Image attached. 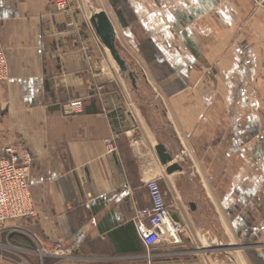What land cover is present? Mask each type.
<instances>
[{
  "label": "crops",
  "instance_id": "crops-1",
  "mask_svg": "<svg viewBox=\"0 0 264 264\" xmlns=\"http://www.w3.org/2000/svg\"><path fill=\"white\" fill-rule=\"evenodd\" d=\"M138 1L110 0L128 37L138 28L126 24L133 16L164 50L174 71L165 75L163 94L143 90L147 75L131 89L82 4L57 13L53 0H0L8 59V78L0 82V157L9 146L31 152L35 210L0 226V264H250L246 248L222 249L221 231L240 233L253 214V170L246 167L253 146L246 140L244 156L236 153L234 123L238 112L252 113L239 108L236 82L248 77L237 66L254 59L247 45L228 44L230 28L220 20L237 12L222 13L220 0H205L211 9L171 0L159 14L156 4ZM76 98L84 100L83 111L65 116L62 104ZM159 144L181 172L167 173ZM154 178L182 229L178 244L147 248L135 219L152 205L147 183Z\"/></svg>",
  "mask_w": 264,
  "mask_h": 264
},
{
  "label": "rangeland",
  "instance_id": "rangeland-1",
  "mask_svg": "<svg viewBox=\"0 0 264 264\" xmlns=\"http://www.w3.org/2000/svg\"><path fill=\"white\" fill-rule=\"evenodd\" d=\"M167 1L168 0H139L138 3L141 2L149 6L152 2V4H156V10L159 11L160 14V12H164L166 5L170 7L171 0ZM220 1L222 13L227 14L230 10H236L235 12H237V16L230 17L224 15L220 19L222 21V26L225 22L228 28H230V32L226 33L228 44L231 42L233 45L237 43L236 46H239L241 43L242 45H247L249 47L248 55L250 58L254 59L251 65L245 67L244 64H241L237 66V71L248 74V77H244L242 80L236 82V89L238 91L237 104L239 108L244 109L243 106H247L246 109L248 110V108H251L252 113L246 114L243 110L238 112L234 123V135L237 139L236 153L244 154V142L246 140L253 146L252 163H250V167L246 166L253 170V214L250 218L252 219V223L247 221L248 225L246 228H244V225L238 226L240 229L238 231L242 233L237 232V234H233L231 231L233 235L222 229L221 231L226 237V240L222 242V249L233 251L239 248H246L248 252L247 259L250 264H264V240L260 239L261 231H263L264 237V223H261V219H264V16L259 15L260 11H264V0ZM72 2H74L72 3L73 5L82 4L87 15H89L90 11L92 13V4L94 7L107 9L117 29V46L122 57L127 61L130 70L134 71L138 77L139 75L141 77L144 75L148 76L150 84L143 86V90H146V92L150 90L155 94L157 91L160 94L167 92L166 87L167 84H170V81L165 80V75L174 70L170 67L162 54L163 49L160 51L155 45V39L153 40L152 35L147 31L146 25L143 27L138 20H135L136 17H127L130 22L128 21L127 23L125 21L126 24L138 27L137 30L130 33L131 36L128 37V34L126 35L123 31V25L119 21L118 14L116 13L117 11L115 10L116 8L111 5L110 0H72ZM184 2L186 9H190V4L198 5L196 8L211 9L206 4H209V6L212 4V1L205 2V0H184ZM124 8L125 11L129 10V5ZM244 11H249L251 13L248 16H240L239 13ZM202 17L200 18V20H202L200 23L202 27L206 25L207 30H211V27H208L207 18ZM90 18H88V23L92 27ZM144 19L145 23L149 24L148 19L150 21L151 18ZM157 19L164 22V16L158 17ZM175 20L176 18H174V22ZM209 25L212 26L213 24L209 21ZM214 30L216 31L217 29L215 28ZM179 35V33H173L174 37H178ZM217 36L219 35L217 34L216 37ZM226 51L228 50L224 52ZM242 52H244V49H237L238 54ZM109 56L111 58L110 53ZM112 61L120 71L113 59ZM126 79L128 85L132 89L133 85L131 80L127 77ZM227 83L228 82H226V84ZM157 103L159 104V100H157ZM249 115H251V119L248 118ZM235 167L237 169H244L245 166L243 162L238 161ZM244 229L247 230L246 238L241 236L243 235ZM229 236L235 240L230 241L228 238ZM239 258L242 257L239 256L238 259ZM235 263L239 264L238 260H236Z\"/></svg>",
  "mask_w": 264,
  "mask_h": 264
},
{
  "label": "built area",
  "instance_id": "built-area-1",
  "mask_svg": "<svg viewBox=\"0 0 264 264\" xmlns=\"http://www.w3.org/2000/svg\"><path fill=\"white\" fill-rule=\"evenodd\" d=\"M71 4L72 0H53L57 13L70 12ZM7 78L8 59L0 38V82H5ZM83 108L84 100L81 98L69 100L61 107L63 114L68 117L80 114ZM32 162L33 156L25 146H9L0 157V226L34 215L29 182ZM147 188L152 205L139 210L135 219L140 238L147 248L165 241L178 244L182 227L172 217L160 179L149 180ZM169 225L173 227L172 230Z\"/></svg>",
  "mask_w": 264,
  "mask_h": 264
},
{
  "label": "water",
  "instance_id": "water-1",
  "mask_svg": "<svg viewBox=\"0 0 264 264\" xmlns=\"http://www.w3.org/2000/svg\"><path fill=\"white\" fill-rule=\"evenodd\" d=\"M90 21L97 37L101 41L102 45L109 51L112 59L117 64L120 71L123 74L128 75L127 77L131 80L133 88L138 89L139 77L134 71L130 70L127 61L122 57V54L118 49V35L116 28L107 12L102 8L94 7L92 4V15ZM156 151L163 165L170 164L167 168L168 174L181 172L183 170V167L179 162H173L174 157L167 152V149L163 144H159ZM173 218L177 223H181V220L176 213L173 214Z\"/></svg>",
  "mask_w": 264,
  "mask_h": 264
},
{
  "label": "bare ground",
  "instance_id": "bare-ground-1",
  "mask_svg": "<svg viewBox=\"0 0 264 264\" xmlns=\"http://www.w3.org/2000/svg\"><path fill=\"white\" fill-rule=\"evenodd\" d=\"M89 9V8H88ZM106 12H107V14L109 15V17L111 18V20H112V16H111V14H110V12L107 10V9H104ZM92 15V13H91V11H90V13H89V17ZM113 22V21H112ZM114 24V23H113ZM115 26V25H114ZM116 28V27H115ZM117 32V31H116ZM118 35V34H117ZM102 44V43H101ZM106 50V49H105ZM107 51V50H106ZM109 53V52H108ZM112 58V57H111ZM181 226V225H180ZM182 227V226H181Z\"/></svg>",
  "mask_w": 264,
  "mask_h": 264
}]
</instances>
